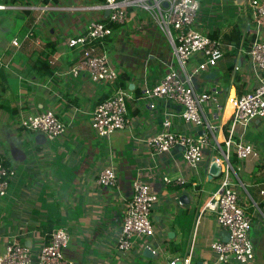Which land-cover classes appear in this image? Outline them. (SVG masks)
<instances>
[{
  "label": "crops",
  "instance_id": "1",
  "mask_svg": "<svg viewBox=\"0 0 264 264\" xmlns=\"http://www.w3.org/2000/svg\"><path fill=\"white\" fill-rule=\"evenodd\" d=\"M0 2L23 7L0 18V58L8 63L0 67V159L14 170L8 193L0 197V253L13 236L37 250L53 228L63 225L69 233L65 256L75 264H167L190 250L194 264H221L210 244L222 239L225 229L213 210L200 214L221 184V173L210 177L211 159L220 154L206 147L200 172L195 174L184 162L181 148L153 154L145 143L170 114L174 130L194 131L176 117L171 104H151L144 95L145 87L159 80L175 62L172 46L161 30L155 24L134 30L135 19L146 17L141 10H132L124 25L114 27L107 45L119 72L128 76L123 89L133 118L129 128L100 138L91 125L92 112L112 85L94 82L86 73L68 79L59 73L80 57L77 49L67 45V39L82 32L91 20L107 16L108 10L92 7L101 0ZM200 2L195 23L202 33L212 37L237 26L246 38L264 39V26L257 28L250 9L240 1ZM29 31L33 35L25 38ZM5 35L10 38L4 39ZM14 38L20 41L19 47L12 44ZM226 47L234 49L233 44ZM230 51L212 70L194 79L197 88L216 87L218 102L225 104L220 140L230 129V101L254 90L264 79V74L259 79L254 71L246 47L241 45L234 56ZM44 53L56 63L50 64V73L39 75L33 65ZM223 58L227 60L219 63ZM12 79L16 80L13 86ZM48 108L67 124L60 136L49 140L20 126L21 113ZM234 136L254 142L261 151L259 158L239 160L233 156L231 178L239 190V203L251 216L249 234L256 249L253 264H264V120L256 118L245 129L238 125ZM107 166L116 174L115 187L97 182ZM137 173L150 181L159 195L152 209L155 233L129 252L119 253L113 243ZM164 174L182 175L187 182L176 188L166 186ZM183 194L188 203L180 201Z\"/></svg>",
  "mask_w": 264,
  "mask_h": 264
},
{
  "label": "built area",
  "instance_id": "2",
  "mask_svg": "<svg viewBox=\"0 0 264 264\" xmlns=\"http://www.w3.org/2000/svg\"><path fill=\"white\" fill-rule=\"evenodd\" d=\"M240 3L250 9L257 28L264 26V0H241ZM92 7L108 10L109 13L105 18L91 20L82 32L67 39V45L77 49L80 57L59 75L68 79L86 73L92 81L104 85L117 82L120 72L106 52L107 40L113 35L114 26L124 25L128 21L132 10L147 12L149 15L145 19H135L133 29L155 24L172 46L175 62L169 65L159 80L145 87V98L151 104H171L176 117L193 126L194 131L174 130L170 116L173 114H170L162 120L161 129L148 137L145 143L153 154L181 148L184 162L195 174L200 172L206 147L210 146L220 154L213 157L221 166L222 181L200 214L205 209L213 210L218 224L229 233L227 240L216 239L210 244L217 262L253 264L256 249L249 234L252 220L245 207L239 203V190L231 178L235 170L230 158L236 156L240 160L251 156L260 157L261 151L257 144L234 135L238 125L245 129L256 118L264 120V79L261 78L264 74V39L256 36L248 50L251 65L261 78L260 84L230 101V129L220 140L219 134H224L222 115L225 104L218 102L216 87L197 88L194 79L217 65L224 55V43L202 33L196 26L200 0H101V3ZM19 8L23 7L0 3V10ZM31 35L33 32L29 31L25 38ZM12 44L19 47L20 41L14 38ZM49 63L54 65L56 59H50ZM7 65L0 58V67ZM127 100L128 94L123 87L118 86L110 96L96 105L91 125L98 137L108 138L113 132L130 127L133 117L129 115ZM19 124L26 130L42 133L49 140L60 136L67 128L66 122L50 108L38 113H21ZM13 177L14 170L0 159V197L8 193ZM162 180L172 188L187 182L182 175L172 177L164 174ZM97 182L102 186H117L114 169L111 166L103 168ZM158 200L159 195L151 182L137 173L132 182L131 195L125 199L123 222L113 243L114 250L127 253L142 243L144 238L154 235L152 209ZM68 242L69 233L63 225L53 228L37 250L13 236L0 253V264H75L65 256ZM152 252L156 250L152 248ZM178 261L180 264H194L192 250L182 257L169 259L167 264H177Z\"/></svg>",
  "mask_w": 264,
  "mask_h": 264
},
{
  "label": "trees",
  "instance_id": "3",
  "mask_svg": "<svg viewBox=\"0 0 264 264\" xmlns=\"http://www.w3.org/2000/svg\"><path fill=\"white\" fill-rule=\"evenodd\" d=\"M4 1L9 2V3H15L17 0H4ZM42 1L45 4V3H47L48 0H42ZM212 37L213 38H221V40L224 43V53L225 52L227 53L230 51L226 46L228 44H233L234 49H232V51H230L231 55H233V56L237 53V50L239 47H241V45L246 47L247 50H249L248 49L249 45L253 39V36H250L248 38L244 37L241 28H239L237 26L232 27L228 32L222 33V35H220L219 32H215L212 34ZM47 56L48 55L44 53L35 61L34 65H33V69L36 71L35 73H37L39 75H45V74H48L51 72L50 63H49ZM127 77L128 76L125 73H120L117 82L110 84V85H112L110 93L114 92L115 89L118 88V86L127 87V85L125 83ZM110 93L108 92V94H106L101 100L106 99V97H108V95ZM230 162L232 164L234 163L233 156L230 158ZM184 213H187V211L185 210Z\"/></svg>",
  "mask_w": 264,
  "mask_h": 264
},
{
  "label": "water",
  "instance_id": "4",
  "mask_svg": "<svg viewBox=\"0 0 264 264\" xmlns=\"http://www.w3.org/2000/svg\"><path fill=\"white\" fill-rule=\"evenodd\" d=\"M238 1H241V0H238ZM109 13V11H108ZM210 75V74H209ZM42 134V133H41ZM43 135V134H42ZM44 136V135H43ZM45 137V136H44ZM221 173V166L220 164H218L216 161H215V157H212L211 159V164H210V177L212 176H216V175H219ZM186 199V195L183 194L182 196H180V201L182 203H188V200L186 199V201L184 200ZM229 237V233L228 231H223L222 232V239H225L227 240ZM202 262H198V264H201ZM177 264H180V262L178 261Z\"/></svg>",
  "mask_w": 264,
  "mask_h": 264
},
{
  "label": "rangeland",
  "instance_id": "5",
  "mask_svg": "<svg viewBox=\"0 0 264 264\" xmlns=\"http://www.w3.org/2000/svg\"><path fill=\"white\" fill-rule=\"evenodd\" d=\"M15 5V4H14ZM20 11V9H6V10H0V18L1 17H6V16H9V14L10 13H15V12H19ZM143 14L145 15V16H148L149 14L147 13V12H144L143 11ZM13 17V16H12ZM14 18V17H13ZM9 39L10 38V35H5V37H4V39ZM105 49H106V52L108 53V55L110 56V58L112 59V57H111V55L110 54H112V52H111V50H109L110 49V46H108L107 45V43H106V46H105ZM1 59L3 60V58L1 57ZM226 60H227V58H226ZM226 60H224V58L219 62V63H224V61H226ZM113 61V60H112ZM4 62V61H3ZM223 69H225L226 68V66H224V67H222ZM16 82V80L15 79H12V86L14 85V83ZM246 195V194H245ZM233 264H240V263H238V262H234Z\"/></svg>",
  "mask_w": 264,
  "mask_h": 264
},
{
  "label": "bare ground",
  "instance_id": "6",
  "mask_svg": "<svg viewBox=\"0 0 264 264\" xmlns=\"http://www.w3.org/2000/svg\"><path fill=\"white\" fill-rule=\"evenodd\" d=\"M229 105H230V110H232V108H231V104L229 103Z\"/></svg>",
  "mask_w": 264,
  "mask_h": 264
}]
</instances>
